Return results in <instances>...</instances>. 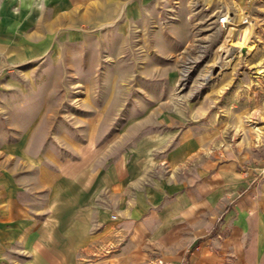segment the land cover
Returning a JSON list of instances; mask_svg holds the SVG:
<instances>
[{"label": "rangeland", "instance_id": "1", "mask_svg": "<svg viewBox=\"0 0 264 264\" xmlns=\"http://www.w3.org/2000/svg\"><path fill=\"white\" fill-rule=\"evenodd\" d=\"M225 11L232 30L218 23ZM238 16L255 26L235 56ZM257 128L264 0H0V206L25 217L23 244L3 252L27 259L29 224L47 217L34 207L62 202L67 178L104 173L150 135L177 134L154 157L189 132L200 164L241 169L264 160ZM152 175L174 174L161 163Z\"/></svg>", "mask_w": 264, "mask_h": 264}, {"label": "crops", "instance_id": "2", "mask_svg": "<svg viewBox=\"0 0 264 264\" xmlns=\"http://www.w3.org/2000/svg\"><path fill=\"white\" fill-rule=\"evenodd\" d=\"M174 133L139 141L102 174L67 178L62 202L55 193L46 211L33 209L47 217L29 224L27 259L2 251L22 245L25 230L23 207L2 204L0 264H264L263 158L241 169L237 160L200 164L189 132L154 157ZM161 163L174 175L151 176Z\"/></svg>", "mask_w": 264, "mask_h": 264}, {"label": "bare ground", "instance_id": "3", "mask_svg": "<svg viewBox=\"0 0 264 264\" xmlns=\"http://www.w3.org/2000/svg\"><path fill=\"white\" fill-rule=\"evenodd\" d=\"M238 21L240 22V31L242 32H244V40L242 41V43H239L238 41V39H236L237 41H236V45H237V50H234V54H235V56H236V54L237 53H240L241 52V50H242V48L244 47V46H246L247 45V40H248V38L250 37V35H251V30H252V28H254V23H250L249 22V24L248 25H243V18L242 17H240V16H238ZM256 134H257V136H256V139H257V142H258V145H260L261 144V142H262V137H263V135H264V132H262V131H260V129L259 128H257L256 129Z\"/></svg>", "mask_w": 264, "mask_h": 264}, {"label": "built area", "instance_id": "4", "mask_svg": "<svg viewBox=\"0 0 264 264\" xmlns=\"http://www.w3.org/2000/svg\"><path fill=\"white\" fill-rule=\"evenodd\" d=\"M233 21H234V18L231 15V12H228V11L223 12L218 17V23L223 29L230 28L232 30L233 29L232 28ZM243 24L244 25L249 24V20L247 17L243 19ZM262 171H264V167H263ZM111 218L114 220V219H116V216L112 215ZM169 264H172V263H169Z\"/></svg>", "mask_w": 264, "mask_h": 264}, {"label": "water", "instance_id": "5", "mask_svg": "<svg viewBox=\"0 0 264 264\" xmlns=\"http://www.w3.org/2000/svg\"><path fill=\"white\" fill-rule=\"evenodd\" d=\"M243 53H245V50L243 51Z\"/></svg>", "mask_w": 264, "mask_h": 264}]
</instances>
